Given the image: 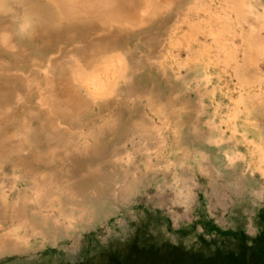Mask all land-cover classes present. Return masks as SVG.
I'll return each mask as SVG.
<instances>
[{
	"label": "rangeland",
	"instance_id": "374dc122",
	"mask_svg": "<svg viewBox=\"0 0 264 264\" xmlns=\"http://www.w3.org/2000/svg\"><path fill=\"white\" fill-rule=\"evenodd\" d=\"M156 1L0 47V264H264V0Z\"/></svg>",
	"mask_w": 264,
	"mask_h": 264
},
{
	"label": "bare ground",
	"instance_id": "6f19581e",
	"mask_svg": "<svg viewBox=\"0 0 264 264\" xmlns=\"http://www.w3.org/2000/svg\"><path fill=\"white\" fill-rule=\"evenodd\" d=\"M141 1H144V0H39V2H36L37 4H29L30 3L29 1H28V3H24L25 0H0V24L1 23H5V24L10 23L8 26L7 25H4V26L0 25V47L2 46V48H4V49L6 48L8 50L10 48L14 49L16 47L17 43H18V41H17L18 39L24 41V44H26V43L29 44L30 42L33 41V39L35 37L40 36V34H42L44 30H47L48 27H50V25H48V24H52V23L53 24H57V21L60 22V23H63L64 25H67V27H73V28H81V27L82 28H86V27H88L89 29H91V27H92L91 25H93V27H95L96 22L99 21V20L103 22L102 24H103L104 27H105V25H112L113 23L118 24V25H123V24L125 25V23L130 22L129 20L133 21V18H134L133 14L135 13L134 6L138 5V4H141L142 3ZM152 2H153V0H152ZM152 2H151V4H152ZM156 2H158V1H156ZM160 2H158L157 4L159 5ZM21 3H23V4H21ZM161 5H163V4H161ZM26 6H28V7H27L25 12L19 10V8H23V7H26ZM29 6L37 8V10H30V9H33V8H30ZM45 8L48 10V15L51 17V21L52 22L43 24V22L39 18L35 19V16L33 15V12L35 11V12L38 13L39 10H42V9H45ZM150 8H152V7H150ZM237 8H239V7H237ZM240 8H243V7H240ZM243 11H244V9H243ZM144 14H145V12H144ZM39 15H40V12H39ZM256 16L258 17V15H256ZM25 17L30 18L33 21V25L36 28H32L27 34H22L20 32L19 26H20L21 22L23 21V19ZM134 21L130 22V23L133 24ZM99 24H101V23H99ZM100 26H102V25H100ZM104 32H105V30H104ZM89 34H91V33H89ZM13 36H15L14 37L15 39L11 40V38H13ZM90 36L91 35H89V37ZM253 41H250V42L253 43ZM254 42H256V41H254ZM73 51H74V49H73ZM75 51H77V50H75ZM75 51H74V53H75ZM81 52H84V51L82 50ZM74 53H73V56H74ZM114 54L115 53H113V52H112V54H109V55L107 54L109 58L106 57V59L107 58L109 59V61L107 60L109 63H110L111 56H113ZM70 57H72V56H70ZM72 58H74V57H72ZM118 59L120 60V56H119ZM76 60H77V57H76V59H74L72 61H76ZM111 61H112V58H111ZM78 62H80V61L77 60L76 63L78 64ZM101 62H98V63H101V64L106 63V62H103V61H101ZM117 62H119V61H117ZM83 63L84 62H82V64ZM96 63H97V61H96ZM96 63L95 62L91 63V59H90V61L86 65L85 69H84V67H81L80 63H79V65L75 64V67L73 69L76 71V74L80 73L84 77V81H82V83L85 82V80L86 81L91 80L92 77L89 75V73H92L91 72V68H93L92 69L93 71H96V67H95ZM106 64H108V63H106ZM96 66H98V65H96ZM111 66H112V64H111ZM119 66H121V65L119 64ZM243 67L246 68L245 66H243ZM239 68H240V66H239ZM122 69L123 68H121V70ZM237 69H238V67H237ZM114 70H116V69H114ZM118 72H119V70H118ZM51 73H54V72H51ZM48 76H49V74H48ZM115 76H117V75H115ZM97 77H98V74H97ZM98 78H100V76ZM100 79H102V78H100ZM97 80H99V79H97ZM97 80H96L95 83L99 85V83H98L99 81L97 82ZM242 80H244V79H242ZM93 81L94 80L92 79V82ZM248 81H250V80H248ZM100 84H102V83L100 82ZM103 86H104V84H103ZM107 86H108V84H107ZM47 91H48V89H47ZM44 93H46V92H44ZM50 95H51V98H52V94L51 93H50ZM44 96H45V94H44ZM52 99H54V98H52ZM73 102H75L74 99H73L72 103ZM53 108H54V106L52 107V110H53ZM69 113L71 114V112H69Z\"/></svg>",
	"mask_w": 264,
	"mask_h": 264
},
{
	"label": "clouds",
	"instance_id": "9594fccd",
	"mask_svg": "<svg viewBox=\"0 0 264 264\" xmlns=\"http://www.w3.org/2000/svg\"><path fill=\"white\" fill-rule=\"evenodd\" d=\"M33 27V21L30 18L25 17L21 22L19 29L22 34H27Z\"/></svg>",
	"mask_w": 264,
	"mask_h": 264
}]
</instances>
